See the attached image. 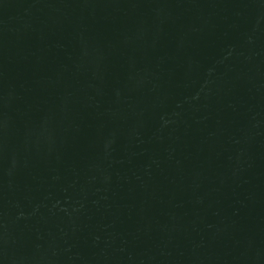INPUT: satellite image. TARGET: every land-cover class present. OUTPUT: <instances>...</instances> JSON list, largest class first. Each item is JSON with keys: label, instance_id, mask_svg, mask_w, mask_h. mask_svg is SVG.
<instances>
[{"label": "water", "instance_id": "water-1", "mask_svg": "<svg viewBox=\"0 0 264 264\" xmlns=\"http://www.w3.org/2000/svg\"><path fill=\"white\" fill-rule=\"evenodd\" d=\"M0 264H264V0H0Z\"/></svg>", "mask_w": 264, "mask_h": 264}]
</instances>
